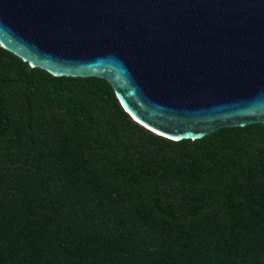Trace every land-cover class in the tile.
Masks as SVG:
<instances>
[{"label": "trees", "instance_id": "16d2710c", "mask_svg": "<svg viewBox=\"0 0 264 264\" xmlns=\"http://www.w3.org/2000/svg\"><path fill=\"white\" fill-rule=\"evenodd\" d=\"M0 264H264V126L170 140L0 47Z\"/></svg>", "mask_w": 264, "mask_h": 264}, {"label": "water", "instance_id": "95a60500", "mask_svg": "<svg viewBox=\"0 0 264 264\" xmlns=\"http://www.w3.org/2000/svg\"><path fill=\"white\" fill-rule=\"evenodd\" d=\"M0 47L170 140L264 126V0H0Z\"/></svg>", "mask_w": 264, "mask_h": 264}]
</instances>
